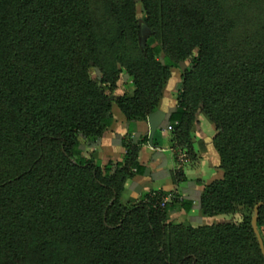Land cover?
I'll use <instances>...</instances> for the list:
<instances>
[{"label": "trees", "instance_id": "16d2710c", "mask_svg": "<svg viewBox=\"0 0 264 264\" xmlns=\"http://www.w3.org/2000/svg\"><path fill=\"white\" fill-rule=\"evenodd\" d=\"M232 25L218 0H0V264H264V204L253 226L264 202V33L230 45ZM112 58L134 96L104 87ZM181 61L190 69L169 115L174 143L195 111L210 116L223 176L205 186L201 211L248 210L241 222L174 224L170 212L193 201L172 193L161 206L170 192L123 203L125 183L145 172L148 135L126 139L120 162L84 155L80 136L96 145L115 103L148 121Z\"/></svg>", "mask_w": 264, "mask_h": 264}, {"label": "crops", "instance_id": "0c3cea01", "mask_svg": "<svg viewBox=\"0 0 264 264\" xmlns=\"http://www.w3.org/2000/svg\"><path fill=\"white\" fill-rule=\"evenodd\" d=\"M115 116L110 131L89 149L103 165L110 161L124 160L126 139L138 144L149 136V141L142 144L138 156L140 164L145 167V172L125 183L121 193L122 202L132 205L143 193L149 191L176 193L184 199L193 201V208L190 212L177 208L173 212V218L187 216L193 226L222 223L219 215L212 217L204 215L200 206L205 186L219 177L209 161L211 157L218 160L217 150L213 147L208 152L196 151L197 157L180 162L175 153L174 128L169 124V116H164L152 140L149 134L151 130L149 120L129 121L120 109L116 110Z\"/></svg>", "mask_w": 264, "mask_h": 264}, {"label": "rangeland", "instance_id": "374dc122", "mask_svg": "<svg viewBox=\"0 0 264 264\" xmlns=\"http://www.w3.org/2000/svg\"><path fill=\"white\" fill-rule=\"evenodd\" d=\"M218 1L227 11V14L233 24L229 37L230 45L239 44L245 36L264 33V0ZM138 17L140 19L143 18L142 9L139 10ZM143 46L146 48L145 43L143 44ZM128 57H133V53H129L128 56H125L124 60ZM159 59L162 61V63H166L164 54H162ZM187 69H190L188 61H181L178 66L172 68V77L167 80L161 91V94L158 96L159 101L156 106V112L154 114L169 116L171 112L178 107L180 101V93L183 90L182 74ZM102 71L111 79V83L105 84L104 87L111 94L112 98L117 100L123 95H135L136 89L133 86V77L129 74L128 70L124 66L123 61L118 60L117 58H112L105 62V67L102 68ZM92 73L95 78L101 77L102 75L101 69L99 68H95ZM112 87L113 89H111ZM117 109L120 108L115 103L112 109L114 114V122L116 117L115 112ZM137 119H139V117ZM112 126L106 133L110 131ZM173 132L175 134V130ZM189 132V135H185L182 139L176 140L175 143L176 157L180 162L189 158L197 157L196 151H198L199 153L201 150H205V152H208L209 150H212L213 147L217 150L214 143V138L217 134L216 125L210 118V116L203 110L198 109L197 111H195L194 122L191 124ZM80 141L84 145V155L92 156V153L89 151V149H91L92 147L87 144L86 139L83 135L80 136ZM217 153L219 155L218 160L216 161L214 160V157H211V160L209 159V161L214 167V172H217L219 174L218 179H220L223 176V171L220 167L221 157L218 150ZM210 179H212V177ZM173 212L174 211H171L170 215L171 220L174 224H190L187 216H183L182 218H173ZM246 214H249L248 210L240 209L237 213L221 214L219 215V217L221 218L222 222L236 223L241 222Z\"/></svg>", "mask_w": 264, "mask_h": 264}, {"label": "water", "instance_id": "95a60500", "mask_svg": "<svg viewBox=\"0 0 264 264\" xmlns=\"http://www.w3.org/2000/svg\"><path fill=\"white\" fill-rule=\"evenodd\" d=\"M164 116L161 115V114H151L149 116V121H150V139L152 140L158 130V127L160 125V123L162 122ZM264 202H261L260 204H258L255 208V217H254V220H253V226H254V229L255 231L258 233L259 230H258V214H259V209L261 206H263ZM260 242H261V246H262V249H263V252H264V242H263V239L260 238Z\"/></svg>", "mask_w": 264, "mask_h": 264}, {"label": "built area", "instance_id": "2783aa9c", "mask_svg": "<svg viewBox=\"0 0 264 264\" xmlns=\"http://www.w3.org/2000/svg\"><path fill=\"white\" fill-rule=\"evenodd\" d=\"M172 199V193H170L168 196L164 197L163 201L160 203L161 206H165V204Z\"/></svg>", "mask_w": 264, "mask_h": 264}]
</instances>
